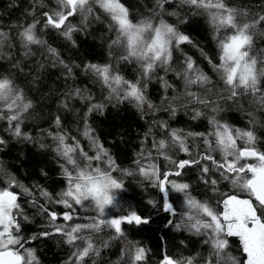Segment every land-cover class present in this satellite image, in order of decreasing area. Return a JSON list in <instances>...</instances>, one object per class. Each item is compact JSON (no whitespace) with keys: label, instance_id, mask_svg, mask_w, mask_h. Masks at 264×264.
I'll list each match as a JSON object with an SVG mask.
<instances>
[{"label":"snow or ice","instance_id":"1","mask_svg":"<svg viewBox=\"0 0 264 264\" xmlns=\"http://www.w3.org/2000/svg\"><path fill=\"white\" fill-rule=\"evenodd\" d=\"M143 8L130 9L122 0H33L27 10L30 20L0 23V62H8L0 64V151L9 138L47 148L55 154L64 181L55 193L39 184L26 186L0 161V264H40L35 249L27 245L54 235L71 246L64 264H151L152 250L130 240L127 226L155 224L161 212L167 214L166 228L198 238L203 251L169 254L161 246L158 264H264V150L258 147L264 136L257 134L264 131V0H150ZM196 17H204L211 28L213 55L180 30ZM95 23L107 33L109 56L135 64L137 76L126 79L112 63H85L82 71L108 90L104 100L132 104L142 120L152 117L130 167L117 163L88 123V115L102 113L105 104L87 89H70L59 101L65 110L73 98L86 102L82 131H77L87 143L63 126L60 115L52 117L53 130L44 133L51 144L34 141L22 129L35 109L22 84L39 80L38 69H31L35 76L25 71L31 67L26 61L43 68L34 58L46 54L53 67L73 76L72 66L45 33L55 31L75 47L73 34ZM182 44L197 47L209 71L187 54L174 62L173 51L182 52ZM160 72L173 73L182 91L156 105L147 95L153 77L175 91ZM233 108L247 117L245 128L220 115ZM178 109H190L193 120L205 118L210 130L172 128L155 116L164 111L171 119ZM189 168L197 169L204 186L199 198L190 183L177 179ZM40 174L48 175L44 169ZM128 178L150 193L145 208L122 204ZM22 197L27 198L23 203ZM26 205L46 218L45 230L23 234L22 224L30 222ZM117 244L118 259H105V250ZM178 248L187 249L185 239Z\"/></svg>","mask_w":264,"mask_h":264},{"label":"trees","instance_id":"2","mask_svg":"<svg viewBox=\"0 0 264 264\" xmlns=\"http://www.w3.org/2000/svg\"><path fill=\"white\" fill-rule=\"evenodd\" d=\"M47 2L48 0H45V3ZM122 2L129 6L130 9L138 8L143 11V5L148 4L150 0H142V3L141 0H122ZM32 3L33 0H0V23L7 26L19 21L30 20L31 17L27 15V10L30 9ZM180 30L192 38L193 44L198 45L199 48H202L209 55L214 54L216 46L212 39L211 28L204 17L190 19L187 24L180 25ZM73 36L77 42L75 47L55 31L47 32L44 35L48 43L59 51L65 62L72 66L73 76H66L65 70L59 65L53 67L50 58L46 54L38 53L34 58L44 63L43 68H38V65L32 63L31 60L26 61L31 67L26 68L25 71L31 72V76H35L37 74L36 71H31V69H38L39 80L35 85L26 84V82L22 84L25 87L28 98L35 104L34 117L26 120L22 125V129L29 133L34 141L39 140L42 143L51 144V138L44 133L48 130H53L52 117L60 115L63 126L80 137L82 142L87 143L80 136V132L77 131V129L82 131L86 102L81 101L79 98H73L70 101L68 110L59 107V101L63 98L64 92L74 88L87 89L95 97L96 102L105 104L102 113L94 111L88 115V123L95 129L100 142L115 156L117 163L123 167H130L133 155L139 151L141 139L147 130V121H150L152 117H146L142 120L132 104L128 102L121 104L115 100L110 102L104 100V97L108 95V90L90 74L83 72L82 69L83 65L89 62L97 64L112 63L113 67L122 76L131 80L137 76L136 65L117 61L115 57L109 56L107 33L101 24H90L86 32L74 33ZM193 44H182L180 46L182 52L174 50V62L182 59L183 54H187L201 68L209 71L207 62L201 57L198 48L193 47ZM42 52L43 50H41ZM46 59L48 62L45 63ZM7 63V61L0 62L3 65H7ZM77 65L80 67H76ZM159 76H163L164 80L174 85L175 91L173 88L165 89L163 81L158 77H153L148 83L147 95L156 105H160L162 100L166 104L165 96L171 97L182 91L181 82L173 73L165 74L160 72ZM191 115L190 109H178L177 115L171 119L164 111H159L155 114L157 119L167 120L172 128L198 132L210 130L205 118L201 117L193 120ZM220 115L235 127L245 128L247 126V117L239 110L233 108ZM3 126L4 122L0 121V128ZM257 134L264 136V131H258ZM258 147L264 150V142L259 143ZM177 156L178 158H185L183 153H177ZM0 161L26 186L39 184L53 193L60 191L64 186L55 154L47 148H38L33 142L9 138L8 146L3 151H0ZM161 163L163 164V161ZM41 169H44L48 175L42 176L40 174ZM185 173L183 177L177 179H183L185 182L190 183L193 187V195H197L199 198L204 186L198 180L197 169H185ZM126 188L128 189L127 193L120 194L124 207L131 204L139 209L145 208V200L150 193L139 187L136 180L132 178L126 179ZM221 190L227 191L228 189L221 185ZM173 195L179 197V194L174 193ZM132 196H135V199H130ZM25 199L27 198L22 197L21 202L23 203ZM54 207L58 211L62 210V206ZM26 208L30 216V222L22 224L23 234L31 236L45 230L46 218L37 214L36 209L27 205ZM155 220V224L142 225L139 228L127 226L130 240L138 241L152 250L151 264H158L161 246L169 254H177L182 251L187 255L191 251H203V248L197 243L198 238L191 237L186 232H177L171 227L166 228L164 226L167 214L161 212L155 217ZM142 229L144 230L142 231ZM181 239H185L187 249L178 248ZM230 243L236 245L237 241L235 238H231ZM27 247L35 249L40 264H64L72 250L71 246L66 244L64 238L59 235L39 238L31 241ZM118 254L119 245L117 244V246L105 250L104 258L116 261ZM236 254L239 255V253Z\"/></svg>","mask_w":264,"mask_h":264}]
</instances>
